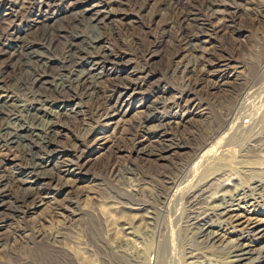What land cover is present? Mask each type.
Segmentation results:
<instances>
[{"label":"bare ground","instance_id":"1","mask_svg":"<svg viewBox=\"0 0 264 264\" xmlns=\"http://www.w3.org/2000/svg\"><path fill=\"white\" fill-rule=\"evenodd\" d=\"M0 22V229L12 227L11 239H0L2 255L24 245L17 255L34 264L35 247L65 250L49 243L44 224L13 225L73 188L80 162L112 143L105 167L112 189L129 177L137 182L119 197L128 215L99 217L113 222L106 233L123 232L121 247L144 243L158 264H264V60L252 78L224 83L233 60L219 55L224 40L263 24L264 0H0ZM222 86L231 100L212 110ZM136 103L140 117L124 120ZM75 104L84 110L59 149L55 126L34 123ZM202 107L205 128L181 131ZM15 147L19 164L11 166L2 152ZM132 158L175 159L151 174ZM52 160L56 173L43 174ZM82 198L55 209L64 227L84 214ZM146 235L159 237L157 246L145 245Z\"/></svg>","mask_w":264,"mask_h":264},{"label":"rangeland","instance_id":"2","mask_svg":"<svg viewBox=\"0 0 264 264\" xmlns=\"http://www.w3.org/2000/svg\"><path fill=\"white\" fill-rule=\"evenodd\" d=\"M46 9L48 10V8H45V10ZM70 19V16L62 18L60 25H67V23L70 22ZM134 21L136 22L137 19L133 17L129 19V22L131 23H134ZM1 26H4L3 22H0V27ZM234 38L235 39L233 40H224L221 43L222 49L219 55H223L227 57V59L229 58L233 60L230 65L232 67L228 71V76L223 80L224 83L233 82L237 78H252L260 71L264 60V22L261 26H256L254 29H252V32L245 33L243 35H236ZM220 39L221 41L223 40V38ZM172 82L173 81H168V87L175 88V83L173 82L172 84ZM227 90V86H222L220 90L214 92L210 98V101L214 105L212 110H219L221 109L220 107H224V105L228 104L231 99L227 96ZM139 108L140 107L137 103L134 104V106L132 105L127 110L124 120L133 121L140 117V112H143V110ZM203 109L204 107L199 110H196V108L193 109V111H195V115L187 116L183 126L180 127V130L190 131L199 127L200 129L203 127L205 128V124H207L208 121H206L205 116H203ZM83 110L84 107L82 105L76 104L70 107H61V109L54 108L52 109L50 115L46 114L44 116L43 120L41 121L42 123H34L35 128L38 130L45 129L49 123L53 124L57 132L53 140L56 143L55 145L61 149L69 144L73 135L75 126L74 122H76V113H80ZM206 112L208 111L206 110ZM77 118L82 120V114H79ZM28 122L31 123L32 120H29ZM128 128L129 125L119 128L118 131L113 134L114 142H120ZM206 133H202L200 138H198V144L203 142L205 139L204 137L207 136ZM112 146V143H105L102 148L90 152L88 156L80 162L79 169L77 168L74 170V174L70 178V180H74L73 188H67L63 190L61 193L57 194L54 199H52L46 206L29 213L24 217V219L19 220L20 223L17 221L18 224L16 223L13 225L14 227H31L34 225L44 224L43 227L49 228L54 236L49 243L54 244V247L65 246V250L57 249L56 251L55 249L48 250L46 246L44 247L42 245L35 247L33 257L34 260L36 259L35 261H37V263L34 261V264H79L77 256L80 254L83 257H87L89 261L93 260L92 264H158L156 260H154V255L152 256L151 252H148V247L144 246V243H136L135 248L133 246L121 247V244L119 243L121 242L120 239H125L123 232L120 230H114L111 233H106L108 230L113 228V222L110 225L99 219L101 214L104 213L114 217V220L116 221L121 217L122 214L128 215L129 210H127V207H125L126 202L123 203L119 197L120 194H125L126 191L135 186L137 183L135 182V178L131 179L129 177V179L127 178L128 180H125L126 182L124 183V188L122 190L116 192L112 189L108 182L109 179L107 178L109 172L107 171L108 174L105 172V167L108 163L107 160L111 156L109 154L111 153ZM2 153L10 154L12 157L11 159L15 160L10 163L11 166L19 164V161L16 158L19 156L17 147L13 148L10 152L3 151ZM174 159L175 158L161 160V162L157 164L153 161H147V159L142 160L138 158H132L131 163L133 162L132 164L134 167L138 168V170H146L152 174L156 172L158 166L169 165ZM121 162L125 161L122 160ZM57 166L58 161L52 160L42 169L41 172L46 175H54L57 171ZM125 185L128 186V188ZM53 187L55 186H52L51 188L53 189ZM149 187L153 189V186ZM78 195L83 196L80 202V209L83 210L82 212H84V214L76 218L79 221L78 223L69 224L68 226L66 225L64 227L63 219L55 214V209L67 207L69 203L75 201L76 196ZM157 203L158 202H153V206L158 207L159 204ZM118 206H124L123 210L122 208L120 210H116ZM121 210L123 213L120 212ZM87 213L89 216H87ZM92 227L95 229V233L91 229ZM11 228L5 227L0 229V239H11ZM116 236L119 237L118 241H116L118 238ZM145 238V242L147 241L145 245L149 241L157 246L160 241V238L157 236L154 239V242H152L153 239L150 237V235H146ZM137 245L139 247H137ZM23 247L24 245L15 247V249H13L9 255L7 254L8 258L6 257L7 255H2L0 253V264H23V260L21 261V257L18 256L20 253H23L26 250ZM44 248L46 249L44 250ZM135 250L142 251L141 253H143V255L141 253V255L139 254L138 256L134 255ZM88 253H92L91 259H89ZM146 254L149 255V257ZM81 255L79 256L80 258L82 257Z\"/></svg>","mask_w":264,"mask_h":264}]
</instances>
